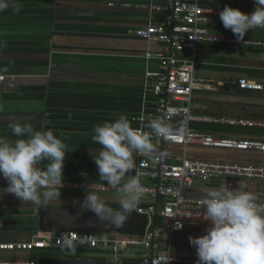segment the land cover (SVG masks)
Returning <instances> with one entry per match:
<instances>
[{"label":"crops","instance_id":"obj_1","mask_svg":"<svg viewBox=\"0 0 264 264\" xmlns=\"http://www.w3.org/2000/svg\"><path fill=\"white\" fill-rule=\"evenodd\" d=\"M22 5L18 13L11 9L0 12V75L15 77L0 85V101H7V110L0 114V137L15 140L8 127V117L29 122L37 130H52L68 145L63 181L107 185L101 181L94 154L100 149L92 143L97 124L114 121L126 115L133 128H139L137 119L155 109V95L146 86L145 74L156 71V62L146 64V51H161L158 43H147L136 35L146 27L153 14L152 4L164 8L165 0H16ZM202 8L239 9L245 14L254 10L253 0H198ZM214 36L236 39L231 30L210 27ZM237 40V39H236ZM189 56V55H187ZM196 76L199 80L194 92L193 113L212 119L262 121L253 115L255 106L264 105L260 92L241 90L238 81L246 79L264 85V30L246 34L242 44H201L196 54ZM264 94V92H262ZM69 114L71 120L68 119ZM257 118V119H256ZM192 128L216 138L260 139L264 129L210 122H194ZM53 128H61L54 130ZM67 137L65 140L64 138ZM26 138V137H25ZM75 149V150H74ZM175 149V148H174ZM74 150V151H72ZM218 150L198 146L189 148V156L203 160L264 165L260 152L229 151L221 158ZM175 153H181L176 149ZM137 162V157H136ZM135 175V173H132ZM244 190L257 194L264 201V182L237 181ZM220 184L211 187H218ZM198 186L194 196H203ZM4 189V188H2ZM89 191L60 190V199L49 205L81 206ZM104 198L112 208L114 192L93 191ZM13 204L10 209H36L32 220L0 221V243L27 240L38 229V209L31 203H22L11 194L0 193V199ZM10 197L11 199H8ZM0 207V209L8 208ZM2 206L3 203H0ZM142 207L149 205L143 198ZM169 225V222H164ZM209 223L192 222L171 242L172 253L179 258L197 261L196 249L189 237L206 234ZM25 235V236H24ZM170 243L162 241V249ZM60 258L68 249L46 250ZM15 254L0 251V264L38 263L44 252ZM54 251V252H53ZM73 252V251H72ZM75 252L86 253L81 249ZM140 250L124 252L128 264H140ZM57 253V254H56ZM60 253V254H59ZM62 253V254H61ZM97 259L107 252L90 251Z\"/></svg>","mask_w":264,"mask_h":264},{"label":"built area","instance_id":"obj_2","mask_svg":"<svg viewBox=\"0 0 264 264\" xmlns=\"http://www.w3.org/2000/svg\"><path fill=\"white\" fill-rule=\"evenodd\" d=\"M166 6H150L152 12L163 14L160 19L153 14L146 27L136 31V35L147 43H158L161 51H146L143 56L146 64L156 62V71L145 74L146 86H150L155 95L153 112L143 113L137 119L139 128L149 119L163 117L174 127L185 126L187 134L173 140L157 138L153 141L157 153L151 159L137 157V166L143 173L142 184L146 189L147 207L138 206L136 212L145 214L149 224L144 237L122 236L116 233L97 235L94 233H72L75 239H86V243L77 249L100 251L109 254L105 264H128L124 252L140 250V264H196V260L179 258L171 251V242L175 236L186 230L192 222L208 223L203 220L205 209L200 200L203 196H194L192 192L200 184L211 187L216 184L232 189L237 181L264 182V165L235 163L220 160H203L189 156V148L198 146L203 149L237 152H260L264 154V141L260 139L216 138L194 130L192 123L212 122L264 129V120H228L197 116L192 105L194 92L199 80L196 76V54L201 44H242L236 39L214 36L210 27H224L219 13L223 9L202 8L198 0H165ZM260 30V29H256ZM189 55V56H187ZM15 77L0 75V85ZM241 90L264 92V85L242 79L238 81ZM148 131L147 129H143ZM175 148V149H174ZM181 150L176 154L175 150ZM160 152L167 155L160 156ZM0 183H7L0 174ZM60 190L113 192L107 185L84 184L62 181ZM169 222L160 226L158 218ZM177 225H183L177 229ZM65 233H37L27 240L0 243V251L24 254L62 248L58 242ZM170 243L162 249V241ZM27 264H36L30 262Z\"/></svg>","mask_w":264,"mask_h":264},{"label":"clouds","instance_id":"obj_3","mask_svg":"<svg viewBox=\"0 0 264 264\" xmlns=\"http://www.w3.org/2000/svg\"><path fill=\"white\" fill-rule=\"evenodd\" d=\"M253 3L255 7L250 14L228 6L219 13L224 28L231 30L237 42H243L250 31L264 30V0ZM8 9L18 13L22 5L16 0H0V12ZM6 110L7 101H0V114ZM68 119L71 120L70 114ZM8 127L17 139L0 137V174L8 185L0 193L42 207L59 200L64 161L66 153L71 152L68 145L52 130H37L31 123L11 116ZM92 131V143L100 146V151L93 155L94 163L100 180L113 190L119 208L110 207L91 189L81 207L92 211L102 222L123 227L146 194L136 157L151 159L158 151L153 143L155 139L173 140L185 136L187 129L183 125L174 127L163 117L151 118L141 128H133L132 121L121 114L114 121L97 124ZM201 192L203 220L210 227L205 235L188 238L196 249V264H264V201L240 185L235 189L223 184L206 186ZM182 227L177 225V229ZM58 242L63 249L75 252L86 239L77 240L72 233H65Z\"/></svg>","mask_w":264,"mask_h":264},{"label":"water","instance_id":"obj_4","mask_svg":"<svg viewBox=\"0 0 264 264\" xmlns=\"http://www.w3.org/2000/svg\"><path fill=\"white\" fill-rule=\"evenodd\" d=\"M53 129L61 130V128ZM7 186V183H0V189ZM38 218V229L42 233H94L97 235L116 233L142 238L149 224L147 215L135 211L129 215L123 227L117 228L108 222H102L92 211L84 210L81 206H41L38 209ZM37 264H105V262L103 259L41 256Z\"/></svg>","mask_w":264,"mask_h":264},{"label":"rangeland","instance_id":"obj_5","mask_svg":"<svg viewBox=\"0 0 264 264\" xmlns=\"http://www.w3.org/2000/svg\"><path fill=\"white\" fill-rule=\"evenodd\" d=\"M260 96L264 95L262 92H260ZM264 101V100H263ZM253 115L257 118L260 119H264V105H259L257 104V106H255L254 111H253ZM256 118V119H257ZM219 152V154L221 155V158H227V154H229V151H217ZM5 197H3V199H0V203H3L4 206H2L0 204V207H7V201H4ZM8 199H11L10 197H8ZM13 204V200L8 203V208L5 209H0V221H5L7 222L8 220H12V219H25V220H32L34 218H36V209L33 210H19V211H15L13 209H10ZM25 236V235H24ZM57 254V253H56Z\"/></svg>","mask_w":264,"mask_h":264},{"label":"trees","instance_id":"obj_6","mask_svg":"<svg viewBox=\"0 0 264 264\" xmlns=\"http://www.w3.org/2000/svg\"><path fill=\"white\" fill-rule=\"evenodd\" d=\"M156 223L159 224L160 226L165 225L164 220L161 219L160 217L157 219ZM56 249H63V248H56ZM69 251H71V250H69ZM83 252H86V253L80 254L79 252L77 253V252H72L71 251V252H68L67 254H63L64 257H62V258H85V259L86 258L87 259H97L98 258V257L95 256V254L90 253V251L83 250ZM44 256H49V257H54V258H60V256L58 254L55 255L52 252H48V251L44 252Z\"/></svg>","mask_w":264,"mask_h":264}]
</instances>
